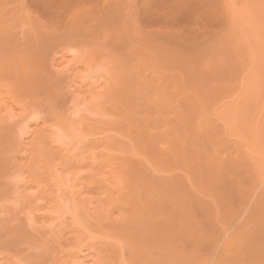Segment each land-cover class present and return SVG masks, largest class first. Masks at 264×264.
Listing matches in <instances>:
<instances>
[{"label":"rangeland","instance_id":"374dc122","mask_svg":"<svg viewBox=\"0 0 264 264\" xmlns=\"http://www.w3.org/2000/svg\"><path fill=\"white\" fill-rule=\"evenodd\" d=\"M72 1L0 0V264H142L134 232L178 207L239 243L264 198V0ZM185 127L201 172L162 149Z\"/></svg>","mask_w":264,"mask_h":264},{"label":"bare ground","instance_id":"6f19581e","mask_svg":"<svg viewBox=\"0 0 264 264\" xmlns=\"http://www.w3.org/2000/svg\"><path fill=\"white\" fill-rule=\"evenodd\" d=\"M74 1L75 0H73L72 2H74ZM77 1H79V0H76L75 2H77ZM63 3H65V2H63ZM66 4L68 5V3H66ZM64 6H65V4L63 5V7ZM127 11H128L127 12V15H128V13L131 12V9L128 8ZM62 13L66 14L67 12H66V10L64 11V9H63L62 12L60 11V14H62ZM112 16L119 17V11L113 13ZM70 28L72 29V25L70 23H68L67 25H64L63 27H59V30H62V38L66 39L64 36L67 33H68L67 39L69 38V32H64V31H70ZM50 39L48 38L47 41H51ZM53 39H54V37H53ZM56 39L58 40V38H56ZM56 39H54V40H56ZM45 40H46V38H45ZM55 44H56L55 46H57V43H55ZM161 47L165 48L163 46H161ZM49 53L51 54V52H49ZM53 53L55 54V52H53ZM52 56H54V55H52ZM51 60L52 59H50V61ZM52 61H53V63L55 62V57H54V60H52ZM52 66H53V64H52ZM47 70L49 71V69H47ZM47 74H49V72ZM51 77H52V75H51ZM51 77L49 75H46L45 76L46 81H54L55 76L52 78ZM62 102H63V100H62ZM3 123H4V121H3ZM2 124H0V125H2ZM143 124H146V123H143ZM200 126H202L201 123H200L199 127ZM187 128L186 127L184 129L181 128L182 131L185 130L183 132L181 130H180L181 132L176 131V129L174 132H172V130H171V133L174 134V140L172 141V143L170 145H168L166 148H162V149L163 150L167 149L168 151H170L169 153L171 155L174 154L176 157L180 156L185 162L187 160L189 164H194L195 169L198 168V171L201 172V170L205 169V167L206 168L209 167L210 162L207 164L204 162L205 157H204V159L202 158V154H203L201 151L202 149L198 150L195 147V141L196 140H194V138L196 136L195 139H197V135L194 136V134L192 132L193 128L192 129L190 128L189 130ZM202 129H207V128H204V126H203V128H201V127L198 128L199 131H201ZM144 130H146L145 126L142 127V131H144ZM203 131H205V130H203ZM146 134L147 135H144L142 137V140H140V142L142 141V143L143 142L147 143L146 144L147 146L148 145L154 146L155 145L154 136H158V134L157 133H153V134L146 133ZM159 134H161V133H159ZM231 138H233V137H231ZM237 139L238 138L236 137V140ZM229 140L231 141V139H229ZM225 141H228V139H226ZM230 141H228V142H230ZM233 142H234V140H233ZM255 142H256V140H255ZM234 143H236V142H234ZM155 147L156 146H154V150L155 149L157 150V148H155ZM253 148H255V147H253ZM241 158H243V157H241ZM216 159L217 158H214L211 160V158H210L209 160L213 161V163L215 164L214 161L218 160V159L217 160ZM206 162H208V160ZM0 164H2V163H0ZM122 165H123L122 167H124L125 171H127V175L131 174V176H135V175H132V173H134V172L138 173L139 172V170L130 171V170H132V167L134 169L135 164H134V166H132V164L127 162V164H125V165L122 164ZM205 172L206 171H204L203 173L205 174ZM123 174L125 175L124 171H123ZM139 174H140V172H139ZM204 177H206V176H204ZM191 180H193V179H191ZM183 188L185 191L180 196L181 198L179 197L180 199H183V201H180V199H179L178 203L185 204L188 202V205L185 207V209H187V208H190L192 206L190 204H192L194 199L198 198L199 196L194 197V196L190 195V192H188V189L187 190L185 189L187 187L184 186ZM259 196H258V198L256 196V199L253 200L254 202L251 205V207L249 208L247 215H246V212H244L246 215V220L243 219L244 221H247V219H248V221L250 220L253 222L256 220V222H255L256 225L253 223V226L255 228L252 226V223L248 226V224L250 223L249 222L247 224V226L249 228L247 230L245 229L246 231H248L247 232L248 234L245 233L246 231H244V233L247 235L244 234L242 236L240 234H243V232H240V230L242 228L244 229L243 222L242 223L237 222L238 224H236V225H238V226H236L234 224L236 227L240 228V230L238 228H235V226H233L235 229H238V232H239V233H236L237 230H234V232L235 231L236 232L233 235H235L237 238L235 236L234 237L238 240V242L240 241V238L243 239L239 243H236V244L233 243V246H228L227 244H223V239L221 242V236H223V235H221L219 233L218 229H217V231H214L213 227L211 225H207L205 227V224L200 223V221H198V224L195 225L194 223L189 224V220H187V221L182 220L181 222H179V217L172 218L174 213L176 216L181 215L182 211H178L179 210V207H178L177 209L174 208V212H170V215H161V217L158 220L151 223V225H147L145 227H139V228H137V230L135 229L136 231L134 232V234H135L134 236H136V238H135V249L133 250V252H134L133 258H135L136 260H134V262L136 263V261L138 262L140 260L143 263L145 262V264H147V263L148 264L149 263L150 264H264V256H263V258L260 257V254L264 252V244H263L264 243V209L262 210V206H264V203L261 202V201H264V198L260 197L261 198V200H260ZM164 198H166V197H164ZM175 198L178 199V197H175ZM199 203H200L202 208L199 210H196V211H204V212L209 211V210L207 211L205 209L204 206L206 204H203L201 197H200ZM240 203H244V202L240 201ZM261 204H263V205H261ZM207 206H208V204H207ZM207 206H206V208H207ZM232 225H233V223H232ZM257 225H258V227H257ZM251 226L253 227V230L250 229ZM249 233H250V235H249ZM236 234H239L240 236L236 235ZM244 236H245V238H243ZM229 238H231V236ZM226 239H224V240H226ZM234 241H236V240H234ZM253 241H255V242H253ZM224 242H226V241H224ZM229 242H231V241H229ZM229 242L227 241V243H229ZM229 245H231V244H229ZM28 256H29V254H28ZM65 256L66 255H63L62 258L58 257V259L60 258L63 260L62 261L60 259L59 260L57 259L58 262L61 261V262H63V263L59 262L61 264H70L71 260L68 259L67 257H66L67 259H65L64 258ZM33 257H35V256H33ZM57 260H56V262H57ZM67 260H70V261L66 262ZM98 260H100V261L93 260L92 262H88V263L89 264H109V263H107L108 261L104 262V259H103L102 263H101V259H98Z\"/></svg>","mask_w":264,"mask_h":264}]
</instances>
